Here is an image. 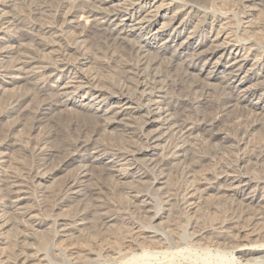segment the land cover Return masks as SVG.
<instances>
[{"label":"bare ground","instance_id":"6f19581e","mask_svg":"<svg viewBox=\"0 0 264 264\" xmlns=\"http://www.w3.org/2000/svg\"><path fill=\"white\" fill-rule=\"evenodd\" d=\"M37 1L25 18L12 0H0V89L13 81L24 85L22 93L5 96L0 123L5 117L21 130L52 128L33 144L0 132V235L23 229L0 253V264H49L30 242L46 226L53 235V259L93 263L90 253L59 239L82 235L78 227L90 219L88 235L105 242L104 231L115 220L108 196L113 183L125 180L137 182L127 187L133 211L151 223L161 219L165 209L153 212L145 189L163 184L166 172L182 165L188 175V169L207 168L185 189L181 209L195 211L215 191L237 200L241 216L264 220V174L242 168L250 159L246 138L264 127L251 120L264 119V47L252 41L262 42L264 33L249 21L232 31L213 11L212 0H55L52 8L49 0ZM198 34L205 36L206 50L193 41ZM93 59L97 68H86ZM108 130L120 139L101 142L98 136ZM198 146L213 157L230 146L241 154L232 164L215 165ZM7 150L29 157L30 167L5 168ZM262 150L251 156L261 159ZM57 173L65 175L53 187ZM37 187L41 195L35 199L31 192ZM167 199L169 205L172 197ZM65 206L68 212L56 215ZM168 223L169 240L151 224L146 229L133 224L124 245L108 243L111 257L128 262L179 248L176 222ZM231 224L202 228L189 242L228 253L232 264H264V229L245 233Z\"/></svg>","mask_w":264,"mask_h":264},{"label":"rangeland","instance_id":"374dc122","mask_svg":"<svg viewBox=\"0 0 264 264\" xmlns=\"http://www.w3.org/2000/svg\"><path fill=\"white\" fill-rule=\"evenodd\" d=\"M12 1L14 3L13 4L14 10L16 8V10L18 9L17 13H19V11H20L23 14V12H24L23 16L25 18L28 17L30 11L37 5V2H38L37 0H16V1L12 0ZM254 1H256V2H254ZM254 1L253 0H212L211 2L213 5L212 4L211 5H212L213 11L215 13L223 16L229 22L228 24H229V26H231L232 31H234V30L236 31L237 29L238 30L242 29L241 25L243 24V21L244 22L249 21V22H251L249 24V25H251L250 27L251 28L254 27L253 30L256 29L255 30L256 32L258 30H260L258 32L264 33V31H262V30H264L263 29V27H264V0H258V1L254 0ZM251 2L253 4L254 3L255 4L253 5ZM54 3H55V5H54ZM56 5L57 4H56L55 0H53V2L51 0H49V3L46 4L47 7H51V8H52V6L54 7ZM14 10L12 9V11H14ZM254 22H255V25L253 24ZM260 26H262V27L258 28ZM255 27H257V28H255ZM193 41L198 42L200 45H202L203 50H206L208 48L206 46V39H205V36L203 34L202 35L201 34L196 35L193 38ZM252 41L257 46L264 47V40L261 42L260 40L257 41L255 39H253ZM191 42H192V40H191ZM92 62H91V65L87 64L85 67L86 68L87 67L92 68V66L95 65V66H93L92 70L97 68L96 67L98 65L97 61H94V59H93ZM4 81H8V79H4ZM2 85H4L3 86L4 88H1V89H3V92L0 89V91H1L0 92V95H1L0 96V109L1 110L4 106V104H3V103H5L4 101H6V99L10 96L8 94H10L11 92L13 94H16L17 92L22 93V91H24V85L22 86V83H18L16 81H13L9 84L3 83ZM21 87H22V89H21ZM6 89H8V90L5 93L6 94L5 95L4 91H6ZM14 91H15V93H14ZM3 96L4 97L6 96L7 98L5 97V99H4ZM262 103H264V102H262ZM11 119L12 118L8 119L5 117H2L1 120L3 122L0 123V132L2 133V131L3 132L8 131L13 136V138L16 136L20 139H23L24 142H26L25 140H27V139L30 140L29 141L30 143L32 141L35 142L38 134L52 130V128L48 125L43 126L42 129L38 132L21 130L20 127H14L13 126V120L10 121ZM238 119H240V118L238 117ZM251 120L252 121H258V122L259 121L264 122V119H260V117L259 118H251ZM231 121L233 122L234 119H232ZM231 121H229V122L232 123ZM225 123L227 125L233 126V124H228L227 121H225ZM247 123H248V121L246 122V124ZM103 134L99 135L98 139L104 143L105 142L106 143H114L120 139L119 136L117 135L119 133L115 132V130H112V131L108 130L107 133H105L104 135ZM263 136H264V127L261 128L259 126V127L255 128L249 134L248 138H246V141H245L246 143H245L244 148L246 150V153L248 154V158H250V159L245 164L242 165V168H243L244 172H247V173L249 172L248 174L252 173V174H255V176H262V174H264L263 173L264 172V156H262L261 159H259V160L254 159L255 156H251L252 152H253V154H257L256 152H258L259 150H260L259 152H261L262 148H264V145H263L264 142L262 143V141L264 140ZM31 137H35V138L32 139ZM31 144H33V143H31ZM201 147H203V146L196 147L197 151L205 153L208 157L210 156L209 163L210 164L214 163L215 165L217 163L222 164L221 161H224V160H225V162L232 161V162L228 163V164H232V163H234L233 161H235L236 156L241 154L240 153L241 151L237 152V151H235V149L232 146H230V151H227L226 149L222 150V151L218 152L217 156L215 155L216 157H213V156H211L212 153L208 154L206 147H203V148H201ZM160 150L161 149L158 148V150H156V153H159ZM252 150H254L256 152H254ZM262 151H264V150H262ZM6 152H7V154L9 153L8 154L9 157H7L8 162H7V164H5V168H7V169L11 168L12 170L16 169V170L20 171L22 169V167L23 168L30 167V165H31L30 160L31 159H29V157H27L26 155H23V156H20L18 154L16 155L15 152H9L8 150ZM225 162H223V163L226 164ZM205 164L206 163H203L202 165H205ZM18 165L20 168L18 167ZM24 165H26V166L24 167ZM184 166H186V165L177 166V167L173 168V170L167 171L166 172L167 176L162 181L163 184H159V185L154 184L153 186L147 187L145 189V192L147 194H149V196H150L151 205L153 206V209H152L153 212L156 209H160V208L165 209V210H163V213H162L163 217L161 219H157L151 223L148 219H145L142 215L138 214L137 210L133 211L134 207H132L133 205L130 202V195H129V190L127 187H130V185L135 186V184H137V182H134V184H132L133 182H131V184H130L129 183L130 180H125V181H123V182H125V183H123V185H116L115 186V184L113 183L112 184L113 191H112V193H110L111 195L110 194H109V196L107 195L108 199L110 201V204H112L111 212H112V215H115L114 216L115 220H114V223L109 224L107 226V230L104 231L107 233V235H105L104 239H103V241H105V242H102V241H100L102 243H100L99 241L96 242L95 239H92L93 237L88 235L87 223H89V221L92 222V220H90V219H89V221H87V223L85 225L78 227V230L80 232H82V235L78 236L77 235L78 233L74 232V233H76V234H74V236L77 239H78V237L83 236L81 239H78V240H80V242L77 239H75V237H73V238L66 237V239L60 238L59 241L63 240L64 241L62 243L63 245H71L73 247H76L77 252H79V251L84 252L85 251V252L90 253L88 257H90L94 260V262L91 264H232L230 262V255L226 252H221V251L216 252L212 249H210L208 251H204L203 249H200L196 246H193L189 242L190 236L192 235V233L193 232L195 233L196 231H199L202 228H206L207 230L212 231L214 228L219 227L220 224L223 225L226 223H228V224L233 223V225L238 224V228L241 229V227H242L241 230H244L245 233L246 232H252V231H258L260 229H264V220H256L252 216H249V215L246 216L245 214H243L241 216V214H239L238 211L236 210V209H238L240 212V207H239L237 200L235 201V199L232 198V201H231V198L228 195L224 196L221 193H217L215 191L210 192L209 196L205 197L203 200H200L198 202L197 207L195 208L196 212L194 210H192V211L188 210L187 211L186 209H181L182 208L181 199L183 198L185 189L190 184L197 182L198 171L204 170L207 168V166H205V167L203 166L204 168L202 167L200 169H198L200 166L193 168V169H188L186 167L188 169V173H189V175H188L182 168ZM56 175H57V177L55 176L56 179L52 180L53 181L52 186L54 184H57L59 182V180H61L64 177L65 173L64 174L57 173ZM166 180H167V182H166ZM126 182H128L129 184ZM165 182L168 184L166 185ZM53 187H55V185ZM157 188L158 189L163 188L162 192H160V191L156 192L155 190ZM51 189H50L51 191H53V190L55 191L54 188H51ZM40 190H41L40 187L34 188L31 192L32 198L37 199L41 195ZM162 193H163V195H161ZM168 196H170V198L172 197V200H170L169 205L164 204L166 201H168V199H167ZM233 200H234V203H233ZM66 207H67V209H66ZM63 208H62L63 210L61 209L60 212H56L57 213L56 215L59 216V214L62 215V214H65L68 212L69 206H65ZM114 208H116V210H115L116 214H114L115 213L113 211ZM118 209H119V211H117ZM66 210H67V212H66ZM239 215H240V217H239ZM58 216H54L53 218H56ZM234 218H235V221L233 220ZM230 219H232L234 222L231 221ZM173 222H176V224L175 223L173 224ZM167 223L170 225L173 224L172 226H174L176 228L175 229L176 233L175 232L174 233L178 234V237H179L180 241L182 242V245L179 248H171V249L167 250L166 253L149 252V253H146V254L141 255V256L139 254L136 258H134L128 262L115 261L111 257V250L113 247H110L109 245H111V244L112 245L115 244V245H119V246H121L122 244L124 245L126 238L129 236V234L132 233V230H133L132 226L136 225V226H139V228L142 227L141 229H143V228L146 229L148 224H151V226L154 227L155 231H158V233L163 238L169 240L170 234H169L168 230H166V229H168ZM90 224H89V226H91ZM175 225L176 226L178 225V226L176 227ZM231 226H232V224H231ZM19 227H20V229H19ZM19 227H17L18 229H14L11 231L9 230V231L3 233L2 235H0V253L1 252L6 253L10 247V242L12 241L13 237L18 234V231L19 232H21V230L23 231L22 227L21 226H19ZM38 233L39 234H37L36 236L34 235L35 237H33V239L30 242L32 244V248H34L36 250L40 249V253H43L42 254L43 257L41 256L43 259H46L49 262V264H73L72 262L66 261L63 258V256L60 257L58 260H55L52 258L51 251H50L52 248H50V247H52L51 239H52L53 235H52L49 227L47 228V226H46L45 228L40 229L38 231ZM36 237H38L39 239ZM41 239L42 240L44 239V242L46 240V244L39 245L40 244L39 242ZM108 243H109V245H108ZM42 245H44V246H42ZM40 246H41V248H40ZM42 247H44V248H42ZM76 248H75V251H76ZM43 249H44V251H43Z\"/></svg>","mask_w":264,"mask_h":264}]
</instances>
